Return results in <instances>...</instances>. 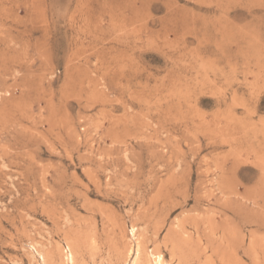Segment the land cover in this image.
<instances>
[{
	"label": "rangeland",
	"instance_id": "374dc122",
	"mask_svg": "<svg viewBox=\"0 0 264 264\" xmlns=\"http://www.w3.org/2000/svg\"><path fill=\"white\" fill-rule=\"evenodd\" d=\"M158 257L264 264V0H0V264Z\"/></svg>",
	"mask_w": 264,
	"mask_h": 264
},
{
	"label": "bare ground",
	"instance_id": "6f19581e",
	"mask_svg": "<svg viewBox=\"0 0 264 264\" xmlns=\"http://www.w3.org/2000/svg\"><path fill=\"white\" fill-rule=\"evenodd\" d=\"M175 191V190H174ZM238 195V194H237ZM6 220V219H5ZM235 229V228H234ZM160 257V256H159ZM157 258V260L155 261V264H161V260H160V258Z\"/></svg>",
	"mask_w": 264,
	"mask_h": 264
}]
</instances>
